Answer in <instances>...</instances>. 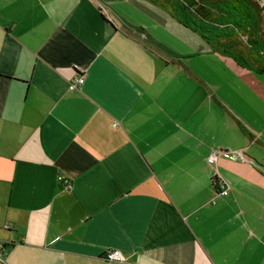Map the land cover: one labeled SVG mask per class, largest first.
<instances>
[{
	"label": "crops",
	"instance_id": "obj_1",
	"mask_svg": "<svg viewBox=\"0 0 264 264\" xmlns=\"http://www.w3.org/2000/svg\"><path fill=\"white\" fill-rule=\"evenodd\" d=\"M0 264H264V72L148 0H0Z\"/></svg>",
	"mask_w": 264,
	"mask_h": 264
},
{
	"label": "trees",
	"instance_id": "obj_2",
	"mask_svg": "<svg viewBox=\"0 0 264 264\" xmlns=\"http://www.w3.org/2000/svg\"><path fill=\"white\" fill-rule=\"evenodd\" d=\"M148 1L198 34L213 51L231 57L237 66L264 72V0Z\"/></svg>",
	"mask_w": 264,
	"mask_h": 264
},
{
	"label": "built area",
	"instance_id": "obj_3",
	"mask_svg": "<svg viewBox=\"0 0 264 264\" xmlns=\"http://www.w3.org/2000/svg\"><path fill=\"white\" fill-rule=\"evenodd\" d=\"M85 82V75L84 74H79L77 75L69 84V89L70 90H74V89H78L80 87H82V85ZM222 155V151H219L217 149H212L210 154L207 157V162L208 164L211 166L212 169H214L216 172L215 175V185L217 186V190L220 194L222 195H228L229 194V186L227 181L223 178V176H221V174L219 173L218 170V160L220 158V156ZM226 156H229L233 159H240L242 161L245 160V156L243 155L242 151H236L234 155H230L229 153H225ZM234 156V157H232ZM60 180H63V177H59ZM66 183V188L70 187V182L68 180H64ZM105 259L107 261H124L125 257L123 255V253L121 252V250L119 249H108L105 252L104 255Z\"/></svg>",
	"mask_w": 264,
	"mask_h": 264
}]
</instances>
